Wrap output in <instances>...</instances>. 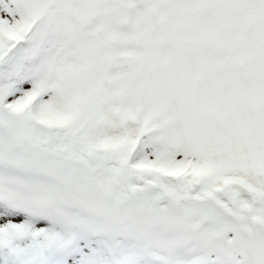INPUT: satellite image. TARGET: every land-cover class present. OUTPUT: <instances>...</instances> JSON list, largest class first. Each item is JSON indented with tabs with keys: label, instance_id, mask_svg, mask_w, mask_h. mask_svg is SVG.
I'll list each match as a JSON object with an SVG mask.
<instances>
[{
	"label": "snow or ice",
	"instance_id": "1",
	"mask_svg": "<svg viewBox=\"0 0 264 264\" xmlns=\"http://www.w3.org/2000/svg\"><path fill=\"white\" fill-rule=\"evenodd\" d=\"M0 264H264V0H0Z\"/></svg>",
	"mask_w": 264,
	"mask_h": 264
}]
</instances>
